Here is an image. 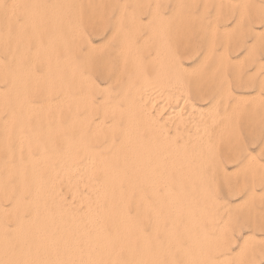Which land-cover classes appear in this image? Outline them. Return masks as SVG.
Returning <instances> with one entry per match:
<instances>
[{
	"label": "rangeland",
	"instance_id": "374dc122",
	"mask_svg": "<svg viewBox=\"0 0 264 264\" xmlns=\"http://www.w3.org/2000/svg\"><path fill=\"white\" fill-rule=\"evenodd\" d=\"M15 3L14 0H0V179L5 180V164L15 167L25 162V154L21 153L30 140L36 139L38 146H45L42 131L52 129V118L58 109L66 114L67 108L63 104L57 108L53 101V106L51 103L44 106L40 101L51 82L56 60L62 61L65 73L68 63L73 65L72 61L79 70L92 67L89 75L101 89L94 95V101L103 102L107 95L105 102L116 101L121 112L124 109L121 94L127 78L124 72L115 80L114 76L122 71L119 68L136 69L139 65L152 83L159 77L168 82L178 77L181 82L171 84V89L183 83V89H186L181 94L200 108V116H191L190 125L204 124L198 134L208 144L201 148L206 164L200 172L202 182L208 185L205 186L208 197L189 195L181 198V207L194 202V214L201 217L197 220L196 230L207 231V240L212 246H222L219 249L222 251L216 252L220 261L216 264H264V0H15ZM108 34L113 36L110 38ZM122 47L128 49L122 51ZM157 51L160 55L156 57ZM203 91H206L205 95ZM22 92L31 102L34 100L30 116L26 117L23 115L25 109L15 108ZM149 112L161 123L160 118L167 111L163 110L157 117L153 109ZM6 115L11 116L7 119ZM16 129V132H24L26 141L15 132ZM39 129L41 133L36 135ZM190 130L194 131L191 126ZM65 196L69 198L68 194ZM149 200L152 205L157 203ZM160 202L166 205L165 197H161ZM0 203L2 207L8 205L5 201ZM184 212L176 217L173 227L169 220L162 222L165 234L173 231L178 243L185 241L180 235V229L185 225ZM202 217L205 218L202 220ZM149 223H146L149 230L145 224L147 232H150ZM2 224L7 225L5 234H8L13 223L3 220ZM157 237L162 242L161 232ZM0 253V264H3L5 255ZM171 257L176 264H181L178 253Z\"/></svg>",
	"mask_w": 264,
	"mask_h": 264
},
{
	"label": "bare ground",
	"instance_id": "6f19581e",
	"mask_svg": "<svg viewBox=\"0 0 264 264\" xmlns=\"http://www.w3.org/2000/svg\"><path fill=\"white\" fill-rule=\"evenodd\" d=\"M8 5L12 6L13 2H8ZM111 31L112 29L110 33ZM60 49L62 50V47ZM127 49L122 47L121 50ZM161 54H164L163 51ZM154 55L157 57L160 52L157 51ZM57 62L59 64H56ZM61 62V60L55 61L51 82L48 89L45 88L40 101L45 104L44 106L53 101L57 104V108H60L58 105L63 104L64 108L65 106L67 108L66 114L58 109L52 118V129L45 131L43 128L42 140H45V146H38L36 139L28 140V146H25V151L22 150L24 153H21L25 154V162L19 161L20 163L15 167L4 165L6 177L4 174L5 180L0 179V202L5 201L8 205L5 207L4 204L2 207L0 203V218L2 222L11 221L13 227L11 230L8 229V234H5L7 225L0 223V252L5 255V260L1 262L3 264H176L171 255L178 253L181 264L220 263L216 252L222 251L219 250L222 246H212L207 240V231L196 230L197 220L201 217L198 218L194 214V202L192 205L187 203L183 208L181 207V198L189 195L208 197L206 196L208 185L206 186L200 178L202 167L206 164L205 157L201 155V148L203 145L208 146L207 142L201 139L202 135L198 134L204 129V124L190 125V117L198 116L201 112L186 95L181 94L186 89H183V83L178 84L176 89L174 87L171 89V84L181 82V79L177 77L175 81L168 82L158 76L159 79L152 83L139 65L136 69L119 68L122 71L114 76L115 80L124 72L127 78L121 94L124 106L121 112L116 101L105 102L107 95L103 97V102L94 101L96 99L94 95L101 89L89 75L92 67L86 66L79 70L72 61L73 65L69 63L68 66L64 65L67 66L65 73ZM134 63L137 61L135 60ZM104 78L102 77V80H106L107 77ZM101 87L104 89L102 85ZM202 93L206 94V91ZM20 94L21 97L18 102L16 101L15 108L19 111L25 109L24 117L30 116L29 112L33 108L34 100L31 102L25 92ZM152 109L154 113L156 112V117L161 115L163 110L167 111L160 118L161 123L149 112ZM42 110H45L44 107ZM50 110L52 111V108ZM0 111L2 112L1 109ZM45 122L47 124L46 119ZM190 126L194 131L190 130ZM13 127H11L12 132ZM16 133L26 141L23 131ZM40 133V129L36 131V135ZM196 146L199 148L194 149ZM66 194L69 198L65 196ZM161 197H165L166 205L160 202ZM149 198L157 203L152 205ZM182 211H185V225L181 227L180 235L185 241L178 243L173 231L165 234L162 222L169 220L170 227H173L177 222L176 217ZM204 218L202 217V220ZM148 222L151 223L150 232L145 229V224ZM159 232L162 242L157 240Z\"/></svg>",
	"mask_w": 264,
	"mask_h": 264
}]
</instances>
